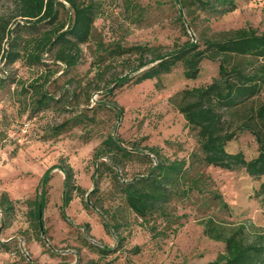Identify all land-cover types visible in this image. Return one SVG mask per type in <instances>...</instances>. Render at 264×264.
<instances>
[{"label": "rangeland", "instance_id": "obj_1", "mask_svg": "<svg viewBox=\"0 0 264 264\" xmlns=\"http://www.w3.org/2000/svg\"><path fill=\"white\" fill-rule=\"evenodd\" d=\"M99 1L101 7L95 22V35L83 46L82 63L62 75L58 82L48 83L57 97L67 84L63 83L66 79L75 77L84 79L85 83L94 77L91 61L100 40L105 45L115 42L126 46L148 44L166 52L187 40L213 38L222 31L248 24L264 29V0H238V8L222 16L208 14L189 0H185L184 5L175 0ZM13 6L12 0H0V13H10ZM67 14L68 11L62 10L61 17L66 20ZM45 58L50 68L59 71L56 77L60 76L62 65L54 64L48 54ZM4 67V62H0V77H3ZM5 69L20 82H28L37 72L23 61ZM127 70L114 63L97 82H90V91L97 86H113L111 81L115 74ZM182 72L179 66L159 81L153 79L115 87L114 99L123 108L121 118L115 116L112 108L95 109V112L90 111L95 118L91 130L85 131L78 126L54 137H45L47 126L60 123L75 111L63 112L51 107L34 115L29 111L23 113L14 93L20 82L7 83L0 89V197L2 193L7 194L15 206L14 213L0 207V264H206L224 249L223 243L204 234L202 220L207 216L226 223L251 221L264 227V207L254 195L259 181L244 169L230 171L214 166L203 168L212 181L207 189L220 191L228 208L223 209L215 201L202 206L196 197L183 199L175 203L177 215L183 216L179 220L181 226L180 223L170 228L162 226L159 230L165 231L161 235L153 236L141 219L122 209L119 213L125 216L121 220L124 226L110 233L106 231L103 218L107 213L101 209V204L104 208H116L120 205V196L108 172L104 173L103 165L99 167V191L92 200L98 201L103 194L106 199L94 209L86 208L83 197L76 196L65 208L67 219L62 218L65 173L56 165L72 166L76 182L90 193L94 188L96 168L94 151L108 134H116L126 146L139 152L149 153L151 148H156L170 157L184 156L197 146L184 116L170 98L186 87L210 83L218 75V62L205 59L197 79H186ZM69 86L73 92L77 83L72 81ZM104 90L93 93L91 107L96 106L98 100L108 101L110 96L105 95ZM83 96L82 100L86 94ZM227 150L231 153L243 151L251 158L257 155V144L254 136L245 131L228 144ZM150 156L156 160L154 154ZM150 164L143 156L134 157L121 164L119 172L122 177L132 178L145 173ZM52 167L56 168L51 171L53 178L49 184L52 187L48 185L47 205L43 212L46 233L43 234L29 219L27 200L35 197L44 172ZM6 243H9L8 249L2 247ZM90 243L108 246L111 252L102 255Z\"/></svg>", "mask_w": 264, "mask_h": 264}, {"label": "trees", "instance_id": "obj_2", "mask_svg": "<svg viewBox=\"0 0 264 264\" xmlns=\"http://www.w3.org/2000/svg\"><path fill=\"white\" fill-rule=\"evenodd\" d=\"M12 1L14 6L11 12L0 13V62H4L5 66L2 68L3 77H0V89H4L7 83L20 82L15 76L9 75L5 68L23 61L29 68L37 69V72L28 82L21 81L14 91L21 112L29 111L34 115L51 107L63 112L75 111L60 123L48 125L45 137L58 136L78 126L85 131L91 130L95 118L90 111L95 112L103 107L112 108L115 116L121 118L123 108L114 99L116 88L146 80L159 81L179 66L186 79H197L205 59L218 62V75L210 83L186 87L170 98L184 116L197 146L184 156L170 157L156 148H151L149 153L139 152L126 146L116 134H108L94 151L96 168L93 173L94 188L90 193L76 182L72 166L56 165L65 173L62 218L67 219L65 208L76 196L83 197L86 208L95 209L98 203H102L104 194L98 201L92 200L99 191L100 165L105 167L104 173L108 172L120 196V205L116 208H104L101 204V209L107 213L106 218H103V226L109 233L124 226L121 220L125 216H120V209L134 213L153 236L165 231L159 230L162 226L170 228L180 223L183 216L177 215L175 203L183 199L192 200L196 197L197 203L202 206L215 201L227 209L228 204L222 193L217 189H207L212 181L203 168L209 166L230 171L244 169L259 181L254 195L264 207V29L248 24L222 31L213 38L187 40L166 52L161 51L159 46H126L120 42L105 45L100 40L91 61L90 70H95L94 77L85 83L84 79L75 77L66 79L63 83L67 84L60 97H57L48 83L58 82L62 75L82 63L83 46L95 35V22L100 14L101 3L99 0ZM175 1L179 5L185 4V0ZM189 1L198 4L206 13L217 16L238 8V0ZM128 4L131 2L128 1ZM62 10L68 11L66 20L61 17ZM46 54L54 64L62 65L60 76L56 77L58 70L50 68ZM114 63L128 70L115 74L111 81L113 86H97L90 91V82H97ZM72 81L77 83L73 92L69 88ZM103 89L105 95L110 96L108 101L98 100L96 106L91 107L93 93ZM84 94L86 97L82 100ZM81 104L84 106L80 107ZM245 131L254 136L257 144V155L251 158L243 151L231 153L227 150L228 144ZM150 154H154L156 160ZM141 156L151 162L147 171L132 178L122 177L120 165ZM56 167L44 172L35 197L27 200L29 219L43 234L46 230L41 228L40 209L44 212L46 208L48 185L51 186L49 182L53 178L51 171ZM0 203L5 212L15 209L14 202L5 193L1 194ZM202 224L205 235L224 245L223 251L206 264H264L263 226L251 221L226 223L213 216H207ZM176 230L177 227L173 229ZM90 245L102 255L111 252L108 246ZM2 247L8 249L9 243Z\"/></svg>", "mask_w": 264, "mask_h": 264}, {"label": "water", "instance_id": "obj_3", "mask_svg": "<svg viewBox=\"0 0 264 264\" xmlns=\"http://www.w3.org/2000/svg\"><path fill=\"white\" fill-rule=\"evenodd\" d=\"M40 223H41V228L44 229L43 210L42 209H40Z\"/></svg>", "mask_w": 264, "mask_h": 264}, {"label": "built area", "instance_id": "obj_4", "mask_svg": "<svg viewBox=\"0 0 264 264\" xmlns=\"http://www.w3.org/2000/svg\"><path fill=\"white\" fill-rule=\"evenodd\" d=\"M25 254H26V255H28V252H26ZM13 255H16V253H15V252H13Z\"/></svg>", "mask_w": 264, "mask_h": 264}, {"label": "crops", "instance_id": "obj_5", "mask_svg": "<svg viewBox=\"0 0 264 264\" xmlns=\"http://www.w3.org/2000/svg\"><path fill=\"white\" fill-rule=\"evenodd\" d=\"M65 178V177H64ZM81 185V184H80ZM75 200V199H74ZM74 200L72 202H74ZM70 205V204H69Z\"/></svg>", "mask_w": 264, "mask_h": 264}]
</instances>
